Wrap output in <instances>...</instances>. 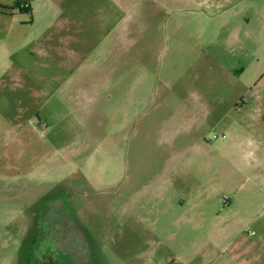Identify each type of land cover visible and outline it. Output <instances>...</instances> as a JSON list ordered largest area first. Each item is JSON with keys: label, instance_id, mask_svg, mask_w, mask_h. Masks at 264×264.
<instances>
[{"label": "rangeland", "instance_id": "obj_1", "mask_svg": "<svg viewBox=\"0 0 264 264\" xmlns=\"http://www.w3.org/2000/svg\"><path fill=\"white\" fill-rule=\"evenodd\" d=\"M22 1L0 264H264V0Z\"/></svg>", "mask_w": 264, "mask_h": 264}, {"label": "trees", "instance_id": "obj_2", "mask_svg": "<svg viewBox=\"0 0 264 264\" xmlns=\"http://www.w3.org/2000/svg\"><path fill=\"white\" fill-rule=\"evenodd\" d=\"M22 2H24V4H26V3H25V0H23ZM27 11L30 12V11H31V8L28 7V8H27Z\"/></svg>", "mask_w": 264, "mask_h": 264}, {"label": "crops", "instance_id": "obj_3", "mask_svg": "<svg viewBox=\"0 0 264 264\" xmlns=\"http://www.w3.org/2000/svg\"><path fill=\"white\" fill-rule=\"evenodd\" d=\"M28 7H30L31 8V5L28 3Z\"/></svg>", "mask_w": 264, "mask_h": 264}, {"label": "built area", "instance_id": "obj_4", "mask_svg": "<svg viewBox=\"0 0 264 264\" xmlns=\"http://www.w3.org/2000/svg\"><path fill=\"white\" fill-rule=\"evenodd\" d=\"M225 138V136H223Z\"/></svg>", "mask_w": 264, "mask_h": 264}]
</instances>
